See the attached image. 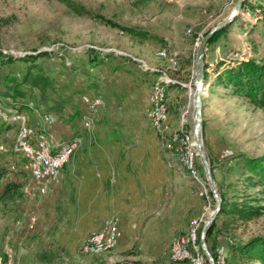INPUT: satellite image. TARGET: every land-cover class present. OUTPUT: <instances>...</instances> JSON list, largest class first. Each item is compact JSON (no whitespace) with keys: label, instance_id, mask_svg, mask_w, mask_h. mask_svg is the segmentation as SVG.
Masks as SVG:
<instances>
[{"label":"rangeland","instance_id":"obj_1","mask_svg":"<svg viewBox=\"0 0 264 264\" xmlns=\"http://www.w3.org/2000/svg\"><path fill=\"white\" fill-rule=\"evenodd\" d=\"M69 1L72 6L61 0H0V58L34 54L0 59V165L24 167L22 172L6 167L3 179L24 182V194L0 202V264H168L175 262L173 245L192 233L195 246L184 247L209 264L199 231L215 200L193 145L195 52L199 39L234 9L225 29L206 43L208 74L218 60H264V25L257 21L264 0H249L253 12L240 6L242 0ZM91 47L100 58L112 55L94 63ZM39 50L48 53L37 56ZM186 60L191 63L185 66ZM212 80L201 89L200 134L216 187L229 201L245 199L262 210L237 227L224 225L227 213L217 215L206 246L224 259L231 241L264 231V183H247L244 176L250 173L235 165L241 154H264V109ZM156 85L166 96L167 130L162 131L151 123ZM83 96L101 103L91 108ZM15 112L23 113L36 133L44 132L54 148L59 140L76 138L74 152L83 136L94 135L92 127L111 123L102 131L128 138L133 166L104 179L103 190L84 191L63 173L67 161L53 191L46 185L59 176L36 191L25 158L7 146L14 131L15 140L18 136L10 121ZM172 131H183L188 140L171 141ZM167 142L192 153L194 174L182 170ZM97 232L116 244L86 249Z\"/></svg>","mask_w":264,"mask_h":264},{"label":"trees","instance_id":"obj_2","mask_svg":"<svg viewBox=\"0 0 264 264\" xmlns=\"http://www.w3.org/2000/svg\"><path fill=\"white\" fill-rule=\"evenodd\" d=\"M67 5L72 6L69 0H61ZM240 6L249 12H253L254 8L251 6L249 0H242ZM261 14L258 16L257 21H261L264 25V7L259 6ZM75 11H79V7L74 6ZM235 20V19H234ZM233 20V21H234ZM225 29V25L219 29H216L211 36L208 38L207 42L213 40V38ZM131 31V30H130ZM91 60L94 63H100L105 60V58L112 55V53H106L103 58H100V51L95 48H88ZM48 51L39 50L37 51V56L45 55ZM34 54H22V55H7L2 57L1 61H7L10 59H25L30 58ZM191 62L186 60L184 65H189ZM208 65L204 62V75H203V85L208 83L209 79L212 77V83L222 84L232 89V91L240 93L242 96L247 98L255 107L264 109V60L255 59H241L231 62L230 60H218L214 66L211 67V72L207 70ZM210 84V82H209ZM203 124V120H202ZM210 168L214 176V166L209 159ZM242 165L246 171L250 174H245L244 179L247 183H254V181L264 183V154L257 156H249L247 154H241L238 158V164ZM6 167L0 165V202L7 200H16L24 194V182L15 179H8L3 181L6 176ZM3 181V182H2ZM218 192L221 198L220 208L209 227L206 229L204 234L205 242L207 243L208 237L211 233L213 226L215 225V219L219 213H227L224 219V225L228 224L232 226H239L241 223L259 215L262 210L261 206L257 204H251L248 200H238L233 199L229 201L226 196V192L222 189L220 185H217ZM214 261L216 263L217 255L214 251H211ZM251 262H260L264 264V231L259 234L250 235L245 238L234 239L231 241L229 246V253L224 254V261L222 264H250ZM107 264H162L159 262L152 263H141L134 261H117ZM168 264H179L177 262H172ZM220 264V263H216Z\"/></svg>","mask_w":264,"mask_h":264},{"label":"bare ground","instance_id":"obj_3","mask_svg":"<svg viewBox=\"0 0 264 264\" xmlns=\"http://www.w3.org/2000/svg\"><path fill=\"white\" fill-rule=\"evenodd\" d=\"M155 88L156 90L153 92V96H150L152 97V110L150 114L151 123L152 126H154L157 130L162 131L165 128V123L167 122V110L164 103V97L166 96L164 89L159 85H156ZM95 101H100V99H95ZM21 117L23 119H21ZM24 117L25 116L23 113L15 112L11 115L10 121L17 125V140H23L26 134H29L30 149H26V153H24L19 150L18 146H13V150L20 153L25 158L26 163L30 167L31 173L35 178L39 172L47 171L48 158L59 159L57 163L54 164V172H50L49 177L46 179V181H53L61 173L63 166L76 149L78 141L76 138H70L65 142L61 141L62 144H58L57 147L54 148V145L51 143L52 140H50L44 132L36 133L35 130L25 122ZM164 130H167V128ZM181 133L183 136H181ZM181 133L178 131H172L171 135L169 134L171 141L180 142L181 145L184 144L186 140H188V135L183 131ZM167 147L171 149L174 156L178 158L179 164L182 166V170L187 171L188 174L191 175L195 173V165L191 152L187 151L186 153H182V150L179 151L176 147L174 148V144L169 142H167ZM45 182L42 184V186L45 184ZM42 186L40 188H42ZM40 188L38 190H40ZM194 242V233H192L191 238L177 240V242L172 247V250L173 248L176 250V252L173 250L175 262L179 264H205V260L202 255L198 253L193 254L189 249L184 247L186 243H190L194 247ZM114 244H116L115 238H106L102 232H97L94 233L90 238L89 243L86 245V249H89L90 251H100L102 249L109 248ZM223 261V257L218 256L216 263L222 264Z\"/></svg>","mask_w":264,"mask_h":264},{"label":"crops","instance_id":"obj_4","mask_svg":"<svg viewBox=\"0 0 264 264\" xmlns=\"http://www.w3.org/2000/svg\"><path fill=\"white\" fill-rule=\"evenodd\" d=\"M104 126L110 127L111 123H98L91 128L94 135L82 137L83 140L80 143L79 150L71 155L65 166L63 173L75 181L79 190H103L105 186L104 179L107 181L109 176L121 174V172L126 174V167L133 166L132 160L134 156L128 150L129 144H131L127 143L128 138L109 137L104 133V130L102 131ZM60 176L51 184L46 185L48 187L53 185L50 191H53L56 186L54 184L59 182ZM34 183L36 184L35 181ZM43 187L45 188V186Z\"/></svg>","mask_w":264,"mask_h":264},{"label":"water","instance_id":"obj_5","mask_svg":"<svg viewBox=\"0 0 264 264\" xmlns=\"http://www.w3.org/2000/svg\"><path fill=\"white\" fill-rule=\"evenodd\" d=\"M239 1V0H237ZM238 3H236L235 7L238 6ZM234 9L226 15L222 20L211 26V28L199 39L197 43V48L195 52V87L193 91V125H192V134H193V144L196 148V153L198 154L200 158V162L203 165L205 178L208 182V185L210 187V190L214 196V207L210 214L205 218L203 221L200 231H199V242L200 245L206 255V257L209 260V264H216L214 261V258L212 254L210 253L209 249L206 246V242L204 239V234L208 226L212 223L214 220L221 203V198L218 192V189L216 187L212 171L210 168L209 160L204 152L203 146H202V138L200 134V128H201V120H202V101H201V89L203 87V75H204V50L206 47V43L208 38L211 36V34L216 30L224 26L227 21L232 17L234 13Z\"/></svg>","mask_w":264,"mask_h":264},{"label":"built area","instance_id":"obj_6","mask_svg":"<svg viewBox=\"0 0 264 264\" xmlns=\"http://www.w3.org/2000/svg\"><path fill=\"white\" fill-rule=\"evenodd\" d=\"M155 90H156L155 87L151 88V95L150 96H153V92ZM83 99L91 108H94L95 106H97L101 103V101H95V96L94 97L83 96ZM1 115H3V116H1L2 118L7 117V113H3ZM21 119H23V118L21 117ZM49 119H50V121H52L53 117L50 115ZM57 144H62V142L59 140V141H57ZM7 146H18L20 151L26 153V149H30L29 134H26V136L23 140H15V131H14L13 135L10 138H8V140H7ZM178 156H179V154H178ZM58 160L59 159L48 158V160H47V171L46 172H39L38 175L36 176V188H35L36 191H38V189L42 186V184L49 177V173L54 172V164L57 163ZM2 165H4L5 167H11V171H18V172H22V170L24 168L23 166H20L18 164H17V166H9V161L4 162V164H2ZM97 235H99V234H97ZM179 239H183V238H179ZM173 250H175V248H173ZM175 252H176V250H175Z\"/></svg>","mask_w":264,"mask_h":264}]
</instances>
